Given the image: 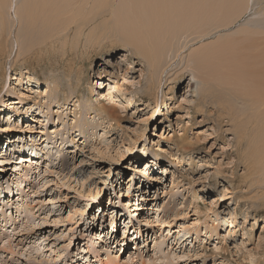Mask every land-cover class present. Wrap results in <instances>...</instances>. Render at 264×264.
<instances>
[{
	"label": "rangeland",
	"instance_id": "1",
	"mask_svg": "<svg viewBox=\"0 0 264 264\" xmlns=\"http://www.w3.org/2000/svg\"><path fill=\"white\" fill-rule=\"evenodd\" d=\"M88 1L58 4L56 27L37 32L28 49L26 22L14 8L0 14V264H264V171L251 176L229 127L217 128L208 109L195 106L200 86L190 73L171 80L180 58L167 59L159 87L150 88L143 64L125 62L130 49L105 32L118 0ZM244 7L207 42L264 33V0ZM105 59L112 65L101 73ZM48 83L60 98L47 96ZM90 104L113 108L115 119L95 117ZM83 114L91 116L86 137L74 129ZM8 135L29 149L28 159L39 149L30 171L27 163L14 173L24 153L3 158ZM179 137L188 142L180 150ZM144 200L138 218L129 207Z\"/></svg>",
	"mask_w": 264,
	"mask_h": 264
},
{
	"label": "bare ground",
	"instance_id": "2",
	"mask_svg": "<svg viewBox=\"0 0 264 264\" xmlns=\"http://www.w3.org/2000/svg\"><path fill=\"white\" fill-rule=\"evenodd\" d=\"M83 1L86 2V0ZM64 2L65 0H15V2L14 0H0V14L5 17V12L3 13V11L14 8L16 16L20 17V21L26 22L25 24L29 28V32L26 34V45L24 43L22 45L28 49V47L31 48L37 43L34 42L36 41L35 38L32 41V36L36 35L37 32H46L52 27V19L58 12L57 5L63 6ZM97 2L99 3L98 0ZM110 2L108 1L109 5ZM246 3L247 0H118V6L113 10L112 25L109 27L108 24L105 32L108 36L118 39L124 47L130 49L131 55H128L127 52L122 55L125 58V62L131 58H135L137 59V63L143 64L140 74L141 77L145 73L148 74L150 88L157 89L159 87L158 82L160 83V81L158 80H160L161 74L165 72L164 69L169 63L167 59L180 58L182 70L171 80L176 82V80L184 75V72H187L190 73L191 79L198 82L200 86L199 98L195 106L207 108L208 114L214 118L217 128L229 127L225 131L233 137V141L230 144L235 149L236 154L239 155L238 159L246 169L248 168L246 171L251 176H256L261 171H264V33L246 29L241 33V36L242 34L243 36L236 41H232L228 37L230 39L209 40L207 42L208 37L220 29H226L232 23V19L229 17L230 13L234 10L238 13V11L245 8ZM239 13L241 14V12ZM239 13L238 15H240ZM58 15L60 16V14ZM54 22L57 24L56 20ZM4 24H2L1 28V37L3 38H5L4 33H8L10 30ZM54 26L56 27V25ZM55 27H52V29ZM42 37L40 36V38ZM183 40L184 42H182ZM6 41L7 39H5ZM190 43L193 44L189 49L187 58H185V64L182 65L184 62L183 51ZM196 43L199 44L197 45ZM4 45L2 48V42H0V54L6 52V45ZM20 53L24 54V52ZM110 60H104L105 63L102 65V71L100 70L101 73L103 71L106 72V66L112 65ZM177 70L179 71L178 67ZM219 73L224 74L222 81H220L221 77H219ZM218 77L220 79L219 82H221L219 84L216 79ZM18 84L22 86L20 80H18L17 86ZM30 86H33L31 80L28 81L27 87ZM47 87L48 97L58 95L60 91L58 86L51 87L48 83ZM20 97L24 98V96ZM15 100H17L18 105L23 103L22 101H18L17 98ZM51 102L53 101L51 100ZM90 105L92 113H96L95 117L101 119L106 117V119L110 120L115 119V113L113 114L110 110L113 108L109 107L110 109H108L106 106L97 107V109L95 105ZM75 115L77 116L78 114L75 113ZM87 115L83 114V120L80 117L81 120H77L74 127V129L79 128L80 135L83 134V137L87 136V130L90 125L86 121V117L89 116ZM28 116L29 114L26 112L23 121L28 119ZM9 133L11 132L9 131ZM18 133L24 134V131L21 130ZM18 137V141H20L21 137ZM8 138L10 139L8 148L3 158L6 159V156H11L13 150L15 155L17 152L19 154L24 153L25 149L28 152V148L22 146L19 149L15 145L16 137L11 138V135H8ZM186 141L184 138L177 140L179 150L187 145L188 142ZM19 143L21 144V142ZM38 150L36 149L34 152L32 149L30 153H27L29 159L25 156L26 152L24 155L17 157L14 168L16 175H21L22 169L19 167L20 165L26 167L28 163V171H30L33 168L34 159H41ZM241 152L243 156L240 155ZM154 157L159 160L158 155L154 154ZM7 161H10V159H7ZM149 172H144L143 175L146 176V173ZM157 181L158 179L153 180V182ZM21 186H24V182L21 183ZM144 195H146V192H144ZM121 201L120 196L115 198V208H117ZM122 203L124 204V202ZM144 203H146V200L129 207L134 216L137 215L139 218L141 214L136 213H142L147 208ZM230 205L231 203L229 202L228 206ZM259 213L260 211H258ZM230 214L234 219H238L239 213L236 208ZM244 227L243 225L242 228ZM105 230L103 228V232ZM100 236L102 235L100 234ZM105 238L106 236L100 238V240L105 242ZM84 242V250H82L83 252H87L86 249H90L89 243H92V241L88 240ZM110 263L112 264L111 260Z\"/></svg>",
	"mask_w": 264,
	"mask_h": 264
}]
</instances>
